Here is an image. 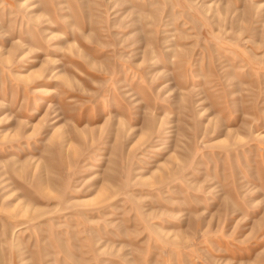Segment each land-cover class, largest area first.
<instances>
[{
  "label": "rangeland",
  "instance_id": "1",
  "mask_svg": "<svg viewBox=\"0 0 264 264\" xmlns=\"http://www.w3.org/2000/svg\"><path fill=\"white\" fill-rule=\"evenodd\" d=\"M0 264H264V0H0Z\"/></svg>",
  "mask_w": 264,
  "mask_h": 264
}]
</instances>
